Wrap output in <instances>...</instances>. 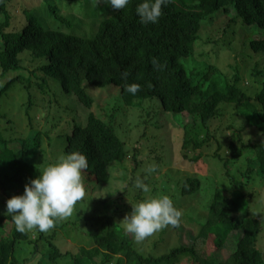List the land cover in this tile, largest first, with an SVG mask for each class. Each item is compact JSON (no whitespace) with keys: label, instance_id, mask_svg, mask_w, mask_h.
<instances>
[{"label":"trees","instance_id":"trees-1","mask_svg":"<svg viewBox=\"0 0 264 264\" xmlns=\"http://www.w3.org/2000/svg\"><path fill=\"white\" fill-rule=\"evenodd\" d=\"M14 1L0 0V81L20 69L28 74V66L22 63L23 56H27L31 65L28 76L36 80V90L45 95L49 86L59 81L61 90L88 111L84 123L74 124L64 135L61 151L63 156L78 151L88 157L84 185L99 195L92 204L102 217L96 216L88 205L84 217L72 213L48 232L33 229L20 233L5 208L0 211V264H33L34 258H38V264L45 252L51 264H59L65 256L55 243H66L67 237L73 238L70 231L76 228L80 234L75 238L82 234L92 237L93 247L81 249L82 256L74 257V264H170L185 254L192 260L190 264H264V246L258 244L261 218H255L250 211L251 200L258 193H243L251 183L264 180V0H171L163 8L159 22L147 25L140 22L136 13L143 0H130L122 10H114L104 0H38L44 16L57 24L55 29L47 27L41 16L26 7L25 2L31 0H24L18 13L13 10ZM61 1L81 5L82 8L77 7L80 11L94 10L106 16L96 24L61 10L57 6ZM214 21H218L214 23L217 29L210 31H215L216 36L195 48L201 29L212 28ZM243 27L255 35L243 45L250 52L245 58L254 60L249 72L253 81L247 85L238 64L229 65L230 72H221L214 57L218 54L214 48L227 46L224 38L229 31L233 35ZM154 58L162 68L153 64ZM18 78L0 82V95ZM132 83L141 85L136 95L124 90L125 84ZM86 85L94 89L118 87L123 104L117 110H122L121 118L130 123L133 122L128 116L142 112L147 116L143 124L148 128L160 129L164 117L163 125L181 130L183 162L199 166L210 155L221 164L227 181L212 192L205 220L200 218L198 227L194 226L197 235L191 246L175 244L168 253L153 257L146 255L145 250V254L138 251L133 236L129 239L131 234L123 230L119 218L131 213L127 210L131 203L127 205L121 195L129 196L133 205L137 204L136 196L138 201L143 200L146 193L136 190L135 182L144 176L139 175L144 161L141 162L139 149H128L126 141L117 135V125L123 121L118 122L114 113L108 114L97 103L99 99L95 102L93 94L86 92ZM99 93L95 96H105ZM31 102L25 108L28 119ZM149 108L155 109L152 119L147 115ZM221 117L226 130L235 137L215 139L216 150L208 154L205 151L214 137L208 129ZM200 131H205L201 139ZM43 144L46 146L45 138L38 132L25 140L6 137L0 131V192L5 198L23 194L25 184L43 173L45 168L38 165ZM243 160L245 168L239 169L237 164ZM159 162L160 159L156 165ZM118 182L126 183L127 188H116ZM174 185L173 196L166 190L163 195H169L179 209L183 207L182 212L188 213L191 202H185V196L200 191L201 180L183 176ZM127 192L133 194V199ZM175 197L181 202H176ZM1 200L4 199L0 198V203ZM183 217L178 226L164 230L170 228L178 237L187 225ZM230 232L238 233L239 238L234 250L222 258L218 253ZM164 233L161 231V235ZM158 240L152 241L153 246ZM206 243L213 246V252L205 253ZM25 245L31 246V255L21 261L18 252Z\"/></svg>","mask_w":264,"mask_h":264},{"label":"rangeland","instance_id":"rangeland-1","mask_svg":"<svg viewBox=\"0 0 264 264\" xmlns=\"http://www.w3.org/2000/svg\"><path fill=\"white\" fill-rule=\"evenodd\" d=\"M23 1L24 0L14 1L12 6H14L13 10L15 13L20 12L21 4L23 3ZM25 3L27 8L31 9L37 15L42 17L47 27H49L50 29H55L57 27L56 23L44 16V14L42 13V5L38 0L26 1ZM57 6H61V10L66 9L68 12H72V15H75L78 18L86 17L87 20H93L95 23L101 22L106 16L105 13H100L99 15L98 12L94 10L80 11L78 8H82L81 5L69 3L67 4L65 1L57 2ZM218 21H214L212 23V28L210 29L209 26H204V28L201 29L199 33L200 38L194 44L195 48L197 47V45L206 44V41L208 39H212L216 36V32L210 30L217 29L218 25L214 23H217ZM87 25H89L88 22ZM229 32L230 33L227 34L226 38H224L227 42V46H225L224 48H214V51H217L218 53L216 56L213 55L217 60L216 65H219L217 67L221 69V72H224L226 70H229V65L235 66L236 64H238L242 74L244 73V81L245 85H247L249 81H253L249 76V72L254 60L252 59V61L249 62L245 58L244 55L249 54L250 52L246 48H244L243 45H246L248 40L251 37H255V35L251 36L250 28L246 27L241 28L240 32L233 35L232 31ZM2 48L3 43L0 38V50H2ZM209 48L211 50L212 47H205V49L207 50ZM254 58L255 60H257L256 57ZM22 59L23 65H25V67L28 66L29 68V74L31 70V65H29L30 62L27 60V56H23ZM23 72L20 69L17 72L4 76V79H1L2 81H0L2 83H6L5 80L10 81L16 76L19 77L17 81L10 82L7 90H5V92H2L0 95V131L6 137L10 136L17 139L23 138L25 140L32 139L36 132L43 134L46 146L43 144L44 148L41 157L38 158V165L46 168L45 164H48L47 166H49L50 164H54L59 161L60 157L63 156L61 148L64 143V135L71 131L74 124L84 123L88 111L80 106L75 101L74 97L65 94L61 90L59 81L55 80L54 84L52 86H49V90L47 89L46 94L44 95L39 89H35L34 82L36 80L34 81L33 76H28L26 71ZM32 82L33 85L30 86ZM27 86H29L30 88H25ZM85 90L88 94H93L91 95V97L93 99L96 98L95 102L97 101V99H99L97 103L101 104L102 108L106 109L108 114L114 113V116L118 119V122H120L119 120L123 121L122 123H119L117 125V129L119 130L116 131L117 135L121 137L123 141H126V147L128 149H139V153L141 154V162L144 161V163L147 164H142V171L141 173H139L140 176L144 175L142 179L146 184L149 185V191L144 192L146 193V195H143L141 197L143 198V200L161 196L166 193L164 190L170 191V195L173 196L172 194L174 192V184L179 180V178L183 176L198 177L201 180L200 191L185 196V202L188 201L189 203H191L188 207V213L187 211H183V219L187 225H185L186 227H183L179 236H175V231L170 228H167L165 230L162 229L140 243L135 242L138 251H142L144 254L146 252V255L151 254L153 257H157L160 253H168L170 249L175 246V244L180 243L181 245L191 246L197 235V229L194 226L198 227L200 218L203 219L202 221L205 220V208L211 200L212 192L216 188L222 187V185L227 181V177H223V168H221V164L216 159L208 157L210 155H207L206 158L202 160V163L199 166L197 165V163L195 165H191L183 162L180 154L181 130L178 131V128L175 129L174 127H171L170 124L163 125V123H166L164 122V117L161 119L162 122L160 121V123L162 124V127L160 129L148 128L147 126H145L143 124V120H146L147 116H144L142 112H134L133 114L128 116L133 123H130L129 119L124 120L123 118H121L124 113L120 112L122 110H117V107L123 104L119 98L118 87L110 86L105 89H94L86 85ZM99 91L101 92L99 93ZM97 92L99 94H104L105 96L103 98H99L98 96H95ZM29 100L32 101L29 108L30 119L27 118L25 113V108L28 107ZM156 103V105L159 107V103ZM93 109H95V107L93 108L92 106L91 112H93ZM154 111L155 109L149 108V112L147 113V115L150 116L151 119L153 116H155ZM114 116L110 118L113 120L115 119ZM226 125L227 124L223 117L211 123L208 130L212 135L214 134V137L211 138V144L205 151L206 153L212 154L213 151L216 150L215 139H222L223 137V141L225 137H235V134H230L229 131L226 130ZM236 125H239V123H236ZM204 136L205 131H200L199 139L203 138ZM47 138L49 139L48 141ZM13 146L15 147V145ZM158 159H160V162L158 163L157 171L155 173H150L148 171L149 166L153 163L156 164ZM244 163L245 161L243 160L241 164H237V167H239V169H244L246 164ZM129 166L132 167V164L129 163ZM255 182L251 183L247 188H245L243 193L245 195H248L253 190L258 193L255 200H251L250 211L255 216V218H261L262 230L258 238V244L263 247L264 180L260 181L259 183ZM118 183L119 184H115L116 188L121 190H123V188H127L126 183ZM85 189L86 194L84 198L78 201L75 205L72 216H75L76 214L78 215L80 213L79 215L84 217V213L86 211H89V209L87 210L88 205H91L97 213L96 216L100 214L99 217H102L101 211L99 209H95L94 204H92L93 201L99 198V195L95 193V190L92 191L91 188L85 187ZM135 189L142 193V190L137 189L136 187ZM154 190L156 191L153 192ZM124 194L121 195L122 200H125V203L127 205L131 203V205L127 206V210L131 212L132 206H134V201L132 202L130 197ZM127 194H129L133 199V194L128 192ZM0 198L4 199L3 201L1 200L0 203V211L4 212L6 208V202L9 198H5L1 192ZM136 198L137 203L143 201L142 199H139L138 201L137 196ZM246 198L251 199V197L248 196H246ZM175 201L181 202L180 198L177 197H175ZM185 205L186 203L184 204V206ZM77 207H82L83 210L80 212ZM89 213L94 215L93 211H90ZM123 219L124 217H121L119 218V221L121 222ZM161 231H165V233L161 235ZM77 232H79L77 228L70 231L69 234H71L73 238L66 236V243H55L59 248L61 255L65 256V258L59 262V264H74V257H77L78 259L82 256L80 252L81 249L87 250L93 247L90 244L91 242H93L92 237L82 234L81 238L77 237L76 239L75 235L80 234V232ZM131 238L132 235L129 239ZM238 238V233L233 234L230 232L225 239L222 251L218 253L219 256H222V258L227 257L234 250ZM82 239H84V241H82ZM157 239H159V243L156 246H153L152 241L155 242ZM212 248L213 246L206 243L204 247L205 253L207 254L208 252H210ZM213 251L214 250H212L211 252ZM30 252V245H25L24 247H22V249H20L18 252V255H20L19 260L24 261L26 256L31 255ZM190 263H192V260L190 259L188 254L181 255L170 262V264ZM38 264H51L47 252H45V254L41 257V259L38 261Z\"/></svg>","mask_w":264,"mask_h":264},{"label":"clouds","instance_id":"clouds-1","mask_svg":"<svg viewBox=\"0 0 264 264\" xmlns=\"http://www.w3.org/2000/svg\"><path fill=\"white\" fill-rule=\"evenodd\" d=\"M114 10H122L130 0H104ZM171 0H143L136 7L140 22L144 25L155 24L163 15V8ZM158 67V60L153 59ZM127 73L124 78H127ZM124 90L136 95L141 90L137 83L125 84ZM89 167L88 157L81 152H71L60 157L59 161L47 166L43 173L25 184L21 195L11 197L6 202V214L10 215L16 230L20 233L36 229L48 232L59 220L71 216L75 205L86 194L83 173ZM158 165L153 163L148 171L155 173ZM135 187L143 192L149 185L137 178ZM183 212L169 195H161L143 200L132 206V211L120 222L123 230L131 234L137 243L168 226L176 227L181 223ZM34 258L33 264H36Z\"/></svg>","mask_w":264,"mask_h":264}]
</instances>
